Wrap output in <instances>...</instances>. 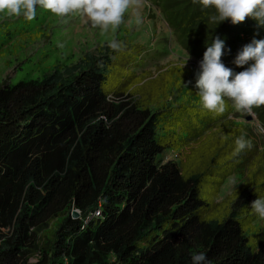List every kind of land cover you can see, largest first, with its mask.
Returning a JSON list of instances; mask_svg holds the SVG:
<instances>
[{
    "label": "trees",
    "instance_id": "16d2710c",
    "mask_svg": "<svg viewBox=\"0 0 264 264\" xmlns=\"http://www.w3.org/2000/svg\"><path fill=\"white\" fill-rule=\"evenodd\" d=\"M144 1L198 62L219 36L239 73L237 52L264 39L251 17L217 25L193 0ZM16 30L0 18V48ZM141 48L102 44L40 77H0V264H192L197 252L206 264H264V232L249 239L250 205L264 195V105L253 126L231 120L227 99L220 115L173 102L172 71L137 85L144 76L127 70ZM241 135L252 146L238 152ZM186 147L188 163L163 161ZM230 176L240 181L220 198Z\"/></svg>",
    "mask_w": 264,
    "mask_h": 264
},
{
    "label": "rangeland",
    "instance_id": "374dc122",
    "mask_svg": "<svg viewBox=\"0 0 264 264\" xmlns=\"http://www.w3.org/2000/svg\"><path fill=\"white\" fill-rule=\"evenodd\" d=\"M0 18H5L10 26L19 29L7 44L0 48V77L9 74L11 81L16 82L23 75L21 70L25 73V78L40 77L43 71L55 64L69 65L80 59L86 51L117 40L124 46L142 47L140 53L133 58V64L127 66L128 71L144 76L137 85L148 78L157 77L162 72L172 71L175 79L169 95L172 101L200 103V97L196 95L198 89L195 87L199 62L175 42L160 13L144 0H139L138 5L129 7L124 13L123 22L116 29L109 27L107 31L93 27L88 18L80 12L60 17L39 5L32 21H27L22 15L16 17L7 12H0ZM138 18L140 23H137ZM184 63L186 64L182 69L180 66ZM158 94L160 92L157 90L150 93L153 97ZM234 111L236 115L230 117L233 122L257 125L254 116L244 114L235 107ZM189 153V147L179 152L166 151L163 161L175 160L183 166L188 163ZM239 181L235 176L227 178L220 188L219 197L222 198L233 190ZM255 225L259 226V233L253 232L249 239L250 243L257 245L264 232V219L259 218Z\"/></svg>",
    "mask_w": 264,
    "mask_h": 264
},
{
    "label": "clouds",
    "instance_id": "9594fccd",
    "mask_svg": "<svg viewBox=\"0 0 264 264\" xmlns=\"http://www.w3.org/2000/svg\"><path fill=\"white\" fill-rule=\"evenodd\" d=\"M193 3L199 4L203 10L213 9L208 19L217 25L226 20L237 25L244 22L246 17H251L258 26H264V0H193ZM138 4L139 0H0V12L16 17L22 15L27 21L35 18L37 5L60 17L80 12L93 27L107 31L109 27L116 29L123 22L124 13L129 7ZM140 22L138 18L137 23ZM108 47L120 51L124 44L112 40ZM224 50L225 40L216 36L199 62L195 87L201 107L215 115L223 114L228 107L227 98L237 110L254 116L253 108L264 105V39H253L237 52L232 62L237 67L247 65L239 73L222 62ZM185 64L180 67L183 69ZM235 144L238 152L252 146L251 141L243 135L236 139ZM250 209L255 216L264 219V195L259 194L252 201ZM191 262L206 264V253H193Z\"/></svg>",
    "mask_w": 264,
    "mask_h": 264
},
{
    "label": "water",
    "instance_id": "95a60500",
    "mask_svg": "<svg viewBox=\"0 0 264 264\" xmlns=\"http://www.w3.org/2000/svg\"><path fill=\"white\" fill-rule=\"evenodd\" d=\"M248 119H249V116H248ZM78 215H79L78 211L75 210V211L72 212V216L73 217H78Z\"/></svg>",
    "mask_w": 264,
    "mask_h": 264
},
{
    "label": "built area",
    "instance_id": "2783aa9c",
    "mask_svg": "<svg viewBox=\"0 0 264 264\" xmlns=\"http://www.w3.org/2000/svg\"><path fill=\"white\" fill-rule=\"evenodd\" d=\"M95 214H98V212H95Z\"/></svg>",
    "mask_w": 264,
    "mask_h": 264
}]
</instances>
